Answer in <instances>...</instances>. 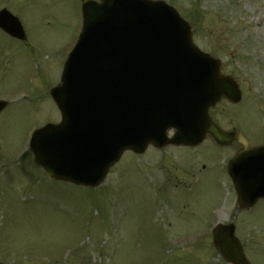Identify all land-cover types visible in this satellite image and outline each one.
<instances>
[{"label":"rangeland","instance_id":"obj_1","mask_svg":"<svg viewBox=\"0 0 264 264\" xmlns=\"http://www.w3.org/2000/svg\"><path fill=\"white\" fill-rule=\"evenodd\" d=\"M165 1L185 18L198 11L200 16L186 18L194 42L218 57L224 71L241 70L251 78L244 84L241 104L247 103L229 107L221 102L211 110L212 116L223 126L240 122L246 135L260 131L251 142L264 141V0ZM1 5L19 17L28 42L0 31V96L9 97L12 104L0 117V261L229 264L214 249L205 226L229 221L236 213L237 236L247 257L252 264H264V198L239 214L234 190L216 168L196 169L188 177L184 173L182 161L193 167L201 155L207 157L203 162L208 168L211 161L222 164L209 140L196 154L174 146L150 148L142 155L126 152L91 191L77 186L73 190L63 182L59 183L66 185L51 187L42 172L28 164L32 156L25 145L35 128L60 118L49 89L58 82L78 35L80 0H0ZM24 152L27 155L19 157ZM179 179L188 182L157 186ZM100 196L106 197L99 200L104 215L97 219L89 202ZM92 217L93 228L87 232L85 220L90 218V223ZM202 224L201 234L191 229Z\"/></svg>","mask_w":264,"mask_h":264},{"label":"water","instance_id":"obj_2","mask_svg":"<svg viewBox=\"0 0 264 264\" xmlns=\"http://www.w3.org/2000/svg\"><path fill=\"white\" fill-rule=\"evenodd\" d=\"M1 14L0 26L19 31L15 18L7 14L11 25ZM84 17L62 84L51 90L62 123L31 140L49 176L95 186L124 149L192 145L210 133L221 144L237 139L244 146L228 167L240 206L264 195V149H248L236 130H220L207 115L221 96L239 100V91L219 76L218 61L193 45L189 25L174 9L162 1L102 0L85 7ZM170 127L176 131L168 138ZM213 242L228 261L250 264L233 224L218 225Z\"/></svg>","mask_w":264,"mask_h":264}]
</instances>
